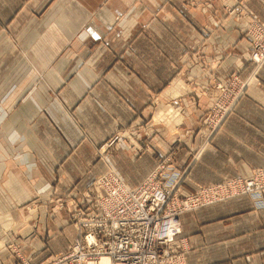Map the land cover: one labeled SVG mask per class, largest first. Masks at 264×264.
<instances>
[{"label": "crops", "instance_id": "crops-1", "mask_svg": "<svg viewBox=\"0 0 264 264\" xmlns=\"http://www.w3.org/2000/svg\"><path fill=\"white\" fill-rule=\"evenodd\" d=\"M239 9L264 23V0H0L4 264H16L10 243L39 264L75 239L64 212L51 215L45 200L37 205L31 198L45 187L46 171L60 174L57 189L71 182L88 186L107 167L97 159L98 147L120 127L145 139L147 154H132L123 140L108 150V163L131 186L151 173L158 154L171 150L152 123V98L168 104L184 97L182 83L190 73L200 75L190 70V61L203 48L208 58L225 55V74L245 64L249 47L240 32L245 21L235 16ZM175 75L179 80L171 83ZM259 75L262 84H249V94L210 144L185 133L196 129L200 112L191 104L172 170L184 191L264 166V108L258 104L264 106V65ZM164 105L169 112L159 117L160 106L156 116L174 130L184 114ZM63 173L67 179L61 180ZM181 220L193 247L188 264H264V196L233 198L184 213Z\"/></svg>", "mask_w": 264, "mask_h": 264}, {"label": "rangeland", "instance_id": "rangeland-1", "mask_svg": "<svg viewBox=\"0 0 264 264\" xmlns=\"http://www.w3.org/2000/svg\"><path fill=\"white\" fill-rule=\"evenodd\" d=\"M229 9L230 7L227 11H231ZM235 16L238 20L245 21L246 24V27L240 31L242 39L246 41L245 43L249 47L245 64L234 68L229 74H225L221 70L225 55H222L223 59L208 58L209 54L204 53L203 48V50L194 53L195 56L190 61V70L194 72L199 70L200 75L195 76L196 74L190 73L189 80L182 83L185 88L184 97L178 98V101H171L172 103L168 102V104L159 96L152 98V123L158 128L160 137L171 150L167 155L158 154L157 165L141 183L136 186L129 185L122 173L112 163H108V150L117 149L123 140L130 146L132 154L138 157L147 154L148 147L141 143L147 141L145 139L139 141L138 137L130 130H122L120 127L112 139L98 147L97 159H104L107 167L98 173L88 186L79 187L76 183L71 182V185L57 189L56 183L60 179V174L55 171L41 173V176L46 178V184L44 188L35 189L34 193L31 194L33 202L38 205V199L45 200L51 215L56 212H64L67 223L74 229L76 236L73 241L66 244L62 251L50 254L39 264H86L87 261L99 263L100 258L113 254L115 251L119 254L118 259L121 264L148 263L140 215L143 208H146L144 206L141 209V206L148 205V202L143 203L144 196L142 195H140L138 203L134 201V195H131L134 199L131 196H126L115 200L112 191L117 188L116 182L110 184L108 181L104 183L101 180L103 175H110L109 172L115 171L133 191L142 190L144 187L152 190L158 185L172 192L168 207L166 206V212L168 208H172L179 215L180 235L177 237V246L171 245L174 249L168 250L167 255L162 253L163 248L161 252L157 249L162 258H159V261L154 264H161L162 262L163 264H188L187 258L193 247L183 232L181 217L184 213L225 203L237 197L264 196V166L251 167L247 174L227 176L218 182L201 183L191 191H184L181 178L179 177V179L177 175L172 174V170L176 167L174 163L178 159L176 147L183 142L179 130H181L185 119L192 116L194 106L191 104H195V109L200 112L196 129H187L185 133L196 136L202 145L210 144L214 136L224 127L228 118L236 113L239 102L249 94V84L250 87L251 85L260 86L262 84L259 68L264 65V23L260 17L241 9ZM201 45H196V49H199ZM258 54L261 55V59L258 58ZM176 77L175 75L170 82L172 83ZM177 78L179 80V77ZM197 78L202 80L197 81ZM202 99H205V102L204 106L200 107L199 103ZM164 104L178 107L184 114V119L180 123H176L174 130L167 121L158 120L156 116L160 106L162 107L158 111L159 117L169 112L168 107ZM258 104L264 108L262 102L259 101ZM158 143L159 147L163 145L161 140ZM201 151V147L192 150L193 154L190 161L198 158ZM62 175L61 180L66 178L64 173ZM250 182L256 185L259 183L261 187L258 189L250 188L248 186ZM131 200L135 203L134 205H132ZM125 204H127L126 207ZM184 204L188 206L186 207ZM107 205L110 207L109 212ZM116 220H120L119 227L116 225ZM92 232L99 236L98 240H100L102 249L97 244L89 243L88 236ZM8 248L12 249L16 257V264H33V257L24 258L20 255L17 244L10 243ZM76 248H79V251ZM83 253L88 255L85 260H82ZM63 256L66 258L59 260ZM4 263L5 259L1 256L0 264Z\"/></svg>", "mask_w": 264, "mask_h": 264}, {"label": "built area", "instance_id": "built-area-1", "mask_svg": "<svg viewBox=\"0 0 264 264\" xmlns=\"http://www.w3.org/2000/svg\"><path fill=\"white\" fill-rule=\"evenodd\" d=\"M257 56L259 59H261L260 54H258ZM109 173L110 175H103L101 177V180L104 181V183L108 181L110 184L112 182H116L117 188H115L112 191V196L113 195L115 196V200L119 198H125L126 196L134 195L135 199L133 198V196L131 197L134 199L135 202L138 203L139 198L141 197L140 195H142L144 196L143 203L148 202V205L145 204L141 206V209L144 206H146V208L144 207L143 210L140 212L142 218L141 221L143 224V234H144L143 243L145 242V249L147 250L146 253L148 260V263H143V264H154L155 262L159 261V258H162V256L159 255L157 249H159L161 252V249L163 248L162 253L167 255L168 250L174 249L172 247L173 245L177 246L176 243L177 237L180 235L181 228H180L179 215H177L175 213V210H173L172 208H168V211L166 212V206L169 204V200L172 192L158 185L155 186L152 190H149L148 188L144 187V189L142 190L133 191L129 188L127 183H125L122 179H120V176L115 171ZM248 186L250 188H257V189L261 187L259 183L256 185L253 182H250ZM131 203L132 205L135 204L134 202H132V200ZM126 205L127 204H125V207ZM184 206L187 207L188 205L184 204ZM107 210L108 212L110 211V207H108V205H107ZM119 224H120V220H116V225L118 227L120 226ZM98 239L99 236L95 232L90 233V235L88 236L89 243L93 245L97 244L102 249L100 240ZM76 250L79 251V248H76ZM109 256L112 258L113 264H121L118 259L119 254L116 251L113 254H109ZM82 257H83L82 260L87 259L88 257L87 253H83ZM63 258H66V256L65 257L63 256L59 260H62ZM102 258H100V262ZM100 262L96 263L94 261L91 262L87 261L86 264H100ZM161 264H163V262Z\"/></svg>", "mask_w": 264, "mask_h": 264}, {"label": "bare ground", "instance_id": "bare-ground-1", "mask_svg": "<svg viewBox=\"0 0 264 264\" xmlns=\"http://www.w3.org/2000/svg\"><path fill=\"white\" fill-rule=\"evenodd\" d=\"M173 223V221H172ZM107 259V260H106ZM106 260V262H105ZM100 264H113V260L112 258L108 255V256H104L102 259H101V262Z\"/></svg>", "mask_w": 264, "mask_h": 264}]
</instances>
